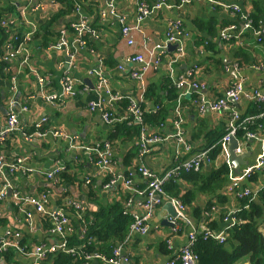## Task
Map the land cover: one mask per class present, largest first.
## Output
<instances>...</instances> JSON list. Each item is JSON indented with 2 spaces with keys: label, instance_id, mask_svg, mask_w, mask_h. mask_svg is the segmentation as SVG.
Instances as JSON below:
<instances>
[{
  "label": "crops",
  "instance_id": "0c3cea01",
  "mask_svg": "<svg viewBox=\"0 0 264 264\" xmlns=\"http://www.w3.org/2000/svg\"><path fill=\"white\" fill-rule=\"evenodd\" d=\"M96 1L97 6L93 4L95 0L85 4L76 2L80 4L77 11L49 24L58 10L65 8L61 0H0V133L7 128L11 104H14L13 111L20 125V131L0 142V159L6 163L24 160L20 171L11 173L4 168L0 172V190L7 188L6 196L0 200V238L8 232L19 233V243L28 251L40 246L59 247L66 240L78 253H88L87 247L96 240H87L86 230L95 229L104 245L115 242V249L122 245L119 264H166L180 253L189 233L184 224L177 231L173 226H167V221L177 223L176 217L165 209L168 200L154 206L146 234L130 233L129 227L121 244L116 237L119 232L111 225L116 217L114 207L118 205L131 223L133 217L146 214V198L135 193L138 190L144 194L148 185L139 172L140 167H147L159 177L174 172L166 181L164 191L167 198L180 202L181 199L169 196L166 184L184 182L182 174L200 172L209 178L221 168H227V183L222 187L217 185L215 195L201 193L194 201V206L202 208L208 220L195 221L192 208L182 202L195 227L218 222L220 213H224L223 221L213 230L222 232L226 229L224 218L238 207L239 199L229 190L235 181L239 182L241 190H250L264 213V203L259 197L264 189V167L252 175L257 174L255 180L244 176L245 169L254 166L264 151V110L252 114L255 107L261 109L264 104L257 97H264V2L212 0L218 4L214 5L201 0L185 3L184 0H140L152 10L140 21L139 1L115 0L116 15L124 18L125 25L137 28L126 38L122 36V24L111 14L107 0ZM162 1L167 7L153 10ZM257 4L260 8H255L259 7ZM234 8L239 12H234ZM257 9L263 14L255 27L249 17ZM102 14L108 18H103ZM213 20L216 21L215 36L207 29L208 22ZM3 22L13 24L4 27ZM83 22L86 31L78 42L74 28ZM248 22L251 27L246 28ZM229 27L234 28L224 37L223 30ZM45 29L54 34L53 37L49 34L51 39L47 42L43 39ZM177 31L188 36H176L182 42L185 54L173 64L181 43L168 44L163 50L158 47L164 46L168 35ZM28 34L31 38L20 53L17 52L18 46L13 40L17 35ZM36 34L37 39L34 38ZM129 40L134 41L133 45H129ZM150 51H154V58L160 63L157 68L151 67L145 72L143 81L120 69L128 57L141 54L148 59ZM129 67L130 71L143 69L138 64ZM181 77H190L196 82L202 88L198 96L208 101L222 99L229 90L238 85L242 87L240 100L231 102L230 110L207 111L202 115L194 101L181 106L185 146L174 138L179 97L161 129L152 128L144 120L146 114L156 113L158 108L150 103L143 108L148 86L157 84L161 87L167 80L177 86ZM66 81L71 82V91L64 87ZM52 96L55 99H51ZM131 100L138 104L142 113L141 122H138L139 135L130 140L120 138L115 143L109 137L113 126L119 122L108 124L101 110L123 120L129 116ZM235 114L239 116L235 122L238 130H245L249 125L260 126L252 131L243 130L242 137L238 134L235 137L237 148L242 151L238 156H246L248 162L247 166H239L238 171L230 160L231 142L222 146L220 141L218 152L213 153L215 146L205 149L211 137L209 134L228 131ZM39 124L40 128L37 127ZM142 131L162 139L145 156H141L139 150L138 138ZM24 133L31 136L30 141ZM249 133L254 137L250 138ZM107 142H111L114 174L121 178L115 185H110L112 177L96 164L98 153ZM185 147L190 150L186 151ZM204 151H209V160L202 162L199 171L177 170L183 161ZM133 153L136 155L124 165L126 157ZM60 168L65 169L62 173L68 174L71 182L58 177L47 178V174ZM126 178L130 181L128 188L123 181ZM183 185L187 190L193 187L186 182ZM17 194L19 199L15 197ZM44 196L46 202H43ZM31 199L42 203L44 210L38 211L27 202ZM212 202V208L206 211ZM76 204L82 209L77 210ZM173 208L176 210L174 205ZM58 212H63L69 220L63 236L55 232L52 215ZM260 232L264 237V223ZM70 240L75 244L70 245ZM113 252H109L111 258L105 256L107 260L114 258ZM60 253L62 251L57 250L47 254L42 259L43 264H55ZM35 263L31 256L14 248L0 251V264ZM84 264L111 263L94 259ZM239 264L250 263L243 260Z\"/></svg>",
  "mask_w": 264,
  "mask_h": 264
},
{
  "label": "built area",
  "instance_id": "2783aa9c",
  "mask_svg": "<svg viewBox=\"0 0 264 264\" xmlns=\"http://www.w3.org/2000/svg\"><path fill=\"white\" fill-rule=\"evenodd\" d=\"M139 1V7L137 6V10L139 12V20L142 21L145 17L149 16L152 12V10L146 6L144 3ZM201 1H207L211 4L214 5H218L215 2H213L212 0H201ZM187 2V0H184L183 3ZM114 4H115V0H107V6L111 11V14L113 16H117L114 10ZM163 7H167L166 2L162 1L161 3H159L158 5H156L153 10H160ZM234 12H239L238 8H234L233 9ZM103 18H108L107 15H103ZM119 21L122 24V29H121V34L123 37L128 38L129 36H131L132 32L134 30H136V27H129L127 25H125L124 23V18L119 17ZM9 24H13V22H3L2 25L4 27H7ZM251 27V22H248L246 24V28ZM234 27H229L225 30H223V36L227 37V34L229 31L233 30ZM77 32V36H78V42H81V38L84 35L85 31H86V23L83 22L80 25L75 26L74 28ZM179 28H177L178 30ZM178 33L175 34H169L168 35V39L167 42L164 46H159L158 49L163 50L166 48V46L168 44L171 43H176V42H180V40H178V38L176 36H183L186 35L188 36V34H184L181 31H177ZM31 34H28L26 36L23 37H19L17 35V37H15V39L13 40L15 43L14 45L18 46L17 52L20 53L22 47H25L26 42L29 41V39L31 38ZM129 45H133L134 41L133 40H129L128 41ZM180 47L178 49V53L175 57V59H173L172 63L175 64L178 62V60H180L183 56H184V48L182 45V42H180ZM13 45V46H14ZM12 48V47H11ZM150 58L146 59L143 55L138 54L132 57H128L124 63H122L120 65V69L124 72V73H128L132 78L137 79L139 81H143L144 76H145V72L149 69V68H157L159 65V59H155L154 58V51H150ZM131 64H138L139 66L141 65L143 67V69L141 71H137V70H133L130 71V65ZM189 76H191V74H189ZM177 86L182 90V94L179 97V102H178V108H177V119L175 121V127L177 129L176 134L174 135V138L177 140V142L183 146H185V141H184V136H183V117H182V107H181V103L180 100H182V98L187 97V96H191L193 94V92H198L200 91L202 88L197 84V83H191L190 82V77L186 78V77H181L177 80L176 82ZM64 87L68 90L71 91L72 88V84L70 81H66L64 83ZM242 94V87L240 85L236 86L235 88L229 90L226 93V96L222 99H219L217 101H208V100H203L202 98L199 101H194L195 104H197L198 109L200 114H204L207 111H211V112H220V111H225V110H230V106L229 104L231 102L236 103L240 100V96ZM260 100H262L264 102V97L261 96H257ZM51 99H55V96L50 97ZM118 99H121V97H117ZM13 107L14 104H11V112L9 114V117L7 119V128L0 133V142H4L11 134H13L14 132L20 131V125H19V120L17 118V115L15 113V111H13ZM92 109H94L92 107ZM103 113V118L104 120L108 123V124H114L115 122H131L130 120H133L135 122H141V110L140 107L138 106V104L131 100L130 101V106L128 108V113L129 116L126 117L123 120H118L117 118H115L112 113L107 112V111H103L101 110ZM239 120V116L238 114L234 115V119L233 121H231L230 127L228 129V133L221 139V143L222 146H225L226 144L231 142V138L232 137H236L237 131H238V127L236 125V121ZM40 124L37 126L38 128H40ZM24 135L27 137V140L30 141L31 140V136L26 135V133H24ZM56 135H58V133H56ZM248 136L250 138H253L254 135L252 134H248ZM139 141V150H140V155L141 156H145L148 155L151 151V147L159 142L162 141V139L160 137H156V136H149L145 131H142L140 137L138 138ZM186 151H189L190 148L189 147H185ZM235 153L237 155H240L242 153L241 149L237 148ZM209 151H204L202 153L196 154L195 157L192 156L190 159H187L185 161H183L180 166L177 168V170H181L184 169L186 171H199L201 169V164L204 160H209ZM23 159H17L15 162L12 163H6L4 162L2 159H0V172H3L4 168H8V170L11 173H15L18 172L22 169L23 167ZM97 166L105 171L106 173L112 174L114 177L112 179V181L110 182V185H115L117 184L121 178L116 177L114 174V165H115V161L113 160V155L111 152V142H107L104 146V149L98 153V159L96 161ZM262 167H264V151L262 152L259 160L257 161V163L252 166L249 167L247 169H245V173L244 176L247 179L252 178V175L255 173V171L260 170ZM65 169L64 168H60L57 169L55 172L53 173H49L47 174V178L49 180H54L59 174H61ZM139 172L144 176L145 179H147L148 181V185H147V189L146 192L144 194H142L141 192H139L138 190L135 191V193L139 196H143L144 198H146V203L144 205L145 210H146V214L143 217H133V222L130 225V233H141V234H146L147 230H148V226L147 223L153 213L154 210V206L155 205H160L163 201L166 202H170L172 205H174L175 207V211H176V218L177 219V223L173 222V228L174 231H177L178 229L181 228V226L184 224L189 228V233L187 235V242L185 244V246L180 250V253L175 256L172 257L171 260H169L166 264H198V256L197 254H195L194 252V244L196 242L197 239V235L199 232L204 234V240H214L220 244H224L226 242V238H227V232L232 230L234 227H236L237 225L242 224L241 219L235 217L236 212H238V210L232 211L230 214H228L225 218H224V222L226 224V229L222 232H217L213 229H210L207 224H202L200 227H195L192 222L191 219L189 218L187 212H186V206L180 202L179 200L176 199H170L167 198L165 195V191H164V185L166 183V181L172 176V174L174 173H169L166 174L164 177H159L155 174H153L147 167L142 166L139 168ZM175 174V173H174ZM124 184L125 186L128 188L130 181L129 179H124ZM8 187V186H7ZM229 190L231 191V193H235V195L238 198H247L249 196H252V198H254V196L252 195V193L250 192V190L245 189V190H241L239 187V182L235 181L229 188ZM7 193V188H3L0 190V200H2ZM16 199L18 198V194L15 196ZM27 202H29L30 204H33L34 206H36L38 211H43V204L38 202L35 199H31V200H27ZM43 202H46V196L43 197ZM76 209L77 210H81L82 207L79 204H76ZM53 219L55 221V232L59 233L61 236L64 235V227L68 224V218L67 216L63 213V212H58V213H54L53 215ZM20 240V234L19 233H14V232H8L6 234H4L1 238H0V251L8 249V248H14L16 250H18L20 253L24 254V255H29L31 256L36 263L35 264H43L42 259L49 253H55L57 252V250H61L62 252L66 253V254H71V255H77L79 258L84 259L85 261H90V260H94V259H99L102 261H106V262H110L111 264H119V258L121 257V252H122V245L115 249L113 254H114V258L112 260H107V258L102 255V254H89V253H78L77 250L75 248H71L68 246V243L66 240H63V243L59 246V247H47V246H40V247H36L33 251H28L26 250V248H24L23 246L20 245L19 243Z\"/></svg>",
  "mask_w": 264,
  "mask_h": 264
},
{
  "label": "trees",
  "instance_id": "16d2710c",
  "mask_svg": "<svg viewBox=\"0 0 264 264\" xmlns=\"http://www.w3.org/2000/svg\"><path fill=\"white\" fill-rule=\"evenodd\" d=\"M87 1H93L94 0H61V4L65 8H61L58 10V12L53 16L49 24L51 22L60 17H63L64 15H69L75 11H77V7L80 6L78 3L85 4ZM76 2H78L76 4ZM96 2V3H95ZM93 3L97 6L98 2L95 0ZM264 2V0H263ZM79 5V6H78ZM258 5V4H257ZM259 6V5H258ZM95 7V6H94ZM255 8H260L255 7ZM261 14L262 10L257 9L254 14L250 15L251 22L255 27H258V23L261 20ZM101 22V21H100ZM213 21H209L208 29L211 33V36H215V25ZM255 22V23H254ZM0 30L1 27H0ZM46 30L45 35L43 34L44 41H50L51 37L54 36L51 31ZM23 31V30H22ZM44 32V31H43ZM52 34L51 37H49V34ZM21 34V31L19 32V35ZM38 34V33H37ZM37 34L34 36V38L37 39ZM190 82L194 83V81L191 80ZM196 83V82H195ZM202 90V89H201ZM200 90V91H201ZM200 91L193 92L191 96H187L182 98L180 100L181 106L183 107L184 104L186 105L187 102L193 101H199L200 97L198 96L200 94ZM182 93L181 90H179L178 86H174L173 83L170 82V80H167L164 86L159 87L157 84H151L148 86V90L146 92V103L143 104V108L145 109L147 107V103H150L154 107H157L158 110L156 113H149L144 116L145 123L152 126V128H162L164 124L167 122V118L170 115L171 109L174 108L179 94ZM189 98V99H188ZM264 110V104L261 106V109L258 107H255L253 109L252 114H257ZM131 122H119L113 126V133H111V136L109 137L110 140L116 143L115 140H119L120 138H125V140L134 139L139 135L140 127L137 122L130 120ZM257 125V124H256ZM260 126L251 127V125L247 126V128L243 130L246 131H252L253 128L258 129ZM238 130L237 134L239 137L243 136L244 131ZM228 133L226 129L216 132H211L209 136V141L206 145L205 149H209L213 146L215 148L213 149V153L216 151L218 152L217 146L218 143L221 141V139ZM236 134V136H237ZM132 153V152H131ZM138 154V153H137ZM136 154H129L125 159V164L128 165L130 160L132 159V156ZM227 174L228 170L227 168L223 167L220 171L216 172L212 177H205L202 173H187L182 174L183 181L186 183L192 184V188L190 189H184L185 185H183L184 182H170L166 184L165 190L169 194V196L173 198H179L181 201L188 207L192 208L193 210V219L198 222H203L208 220L205 217L204 211L200 207L194 206V201L196 200V197L198 194L201 193H208L215 195L214 192L216 190V186L222 187L227 183ZM110 176L113 179V175L110 174ZM117 176V175H116ZM257 174L252 176L251 180L256 179ZM60 180H63L65 182H71L70 178L68 177V174L62 173L57 176ZM109 181V177H108ZM92 190L94 188H91ZM264 190V189H263ZM261 191L259 193L260 200L264 203V191ZM236 198H238L236 196ZM237 200V208L238 212H236L235 217L241 219L242 224L237 225L232 230L227 232V238L226 242L224 244H220L214 240H204V234L199 232L197 235L196 242L194 244V252L198 256V264H239L243 260H248L250 264H264V237L262 233L260 232V226L264 223V213L263 208L261 205L257 203L256 200L252 198V196H249L247 198H238ZM213 202L207 205L206 211L212 208ZM116 210V217L113 222H111V225L116 227V230L119 232L117 237L118 243H123L126 236L129 232V227L131 222L128 218L123 216L122 213V207L121 205L114 207ZM225 214L220 213V221L218 222H209L207 226L210 229H215L218 224H220L223 221V217ZM97 230L95 229H87V240L92 239L95 242L90 243L89 247H87V251L89 254H102L108 258H111L113 249L116 247V243L112 242L108 246L103 244V239L100 235L97 234ZM85 234V237H86ZM70 245H73L72 240L69 241ZM75 244V243H74ZM113 256V255H112ZM85 260L82 258H79L77 255H71L66 253H60L57 256V260L55 264H84Z\"/></svg>",
  "mask_w": 264,
  "mask_h": 264
},
{
  "label": "water",
  "instance_id": "95a60500",
  "mask_svg": "<svg viewBox=\"0 0 264 264\" xmlns=\"http://www.w3.org/2000/svg\"><path fill=\"white\" fill-rule=\"evenodd\" d=\"M237 147H238L237 140L235 137H232L230 148H229L230 160L232 164L235 166L236 170L238 171L239 166H243V165L247 166L248 162L245 160L246 156L244 155L238 156L235 153ZM165 209L169 212V214L172 217H176L175 210L173 208V205L170 202H168V204L165 206ZM167 226H173V224L167 221Z\"/></svg>",
  "mask_w": 264,
  "mask_h": 264
}]
</instances>
